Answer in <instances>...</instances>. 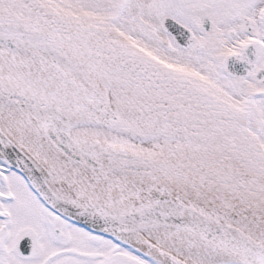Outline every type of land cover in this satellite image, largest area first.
I'll return each mask as SVG.
<instances>
[{
    "label": "snow or ice",
    "instance_id": "6c2138e0",
    "mask_svg": "<svg viewBox=\"0 0 264 264\" xmlns=\"http://www.w3.org/2000/svg\"><path fill=\"white\" fill-rule=\"evenodd\" d=\"M0 264H264V0H0Z\"/></svg>",
    "mask_w": 264,
    "mask_h": 264
}]
</instances>
